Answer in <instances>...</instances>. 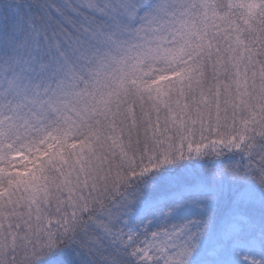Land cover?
Returning <instances> with one entry per match:
<instances>
[{"label": "snow or ice", "instance_id": "6c2138e0", "mask_svg": "<svg viewBox=\"0 0 264 264\" xmlns=\"http://www.w3.org/2000/svg\"><path fill=\"white\" fill-rule=\"evenodd\" d=\"M0 264H264V0H0Z\"/></svg>", "mask_w": 264, "mask_h": 264}]
</instances>
